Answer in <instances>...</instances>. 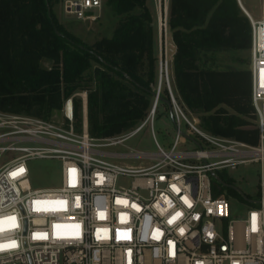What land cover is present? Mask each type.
Here are the masks:
<instances>
[{
  "label": "built area",
  "instance_id": "obj_1",
  "mask_svg": "<svg viewBox=\"0 0 264 264\" xmlns=\"http://www.w3.org/2000/svg\"><path fill=\"white\" fill-rule=\"evenodd\" d=\"M261 1L257 17L243 0H237L251 23L249 70L259 134L256 144L217 135L190 120L169 79L177 124L171 147L166 149L156 140V152L118 155L149 158L152 162L147 166L121 164L100 147L122 142L146 124L152 125L157 102L136 127L101 143L90 137L84 93L69 96L64 107L65 117L72 120L74 96L82 95V134L75 133L73 125L65 128L48 118L0 110V155L10 150L19 153L0 163V245L4 246L0 264H264ZM104 2L62 0V5L77 19H95ZM153 2L160 23L167 28L171 0ZM69 102L71 114L66 110ZM181 119L200 138L194 149L178 148ZM34 157L61 160L60 186L31 185L28 161ZM250 163L258 164L257 198L218 174L221 169ZM229 189L239 190L246 199L242 218L230 214Z\"/></svg>",
  "mask_w": 264,
  "mask_h": 264
},
{
  "label": "trees",
  "instance_id": "obj_2",
  "mask_svg": "<svg viewBox=\"0 0 264 264\" xmlns=\"http://www.w3.org/2000/svg\"><path fill=\"white\" fill-rule=\"evenodd\" d=\"M58 1L0 0V110L48 118L69 96L87 88L83 80H94L98 94L88 99L90 133L104 137L138 124L158 80L148 0H105L118 25L112 36L92 46L60 22L53 7ZM168 25L177 46L173 91L187 107L202 113L206 130L256 144L249 68L214 65L220 51L250 55L251 23L237 0H171ZM43 59L53 64L44 67ZM92 60L101 65L85 78ZM166 99L167 88L157 106L168 105ZM80 108L79 102V121Z\"/></svg>",
  "mask_w": 264,
  "mask_h": 264
},
{
  "label": "rangeland",
  "instance_id": "obj_3",
  "mask_svg": "<svg viewBox=\"0 0 264 264\" xmlns=\"http://www.w3.org/2000/svg\"><path fill=\"white\" fill-rule=\"evenodd\" d=\"M245 6L255 15L260 16L262 12V1L261 0H243ZM148 6L150 7L153 19H154V29H155V53L158 56L157 60V83L152 84L153 92H156L160 89V94H165V88H167L169 97L170 91L168 87V79L173 80L174 72H173V60L174 54L176 52L177 46L175 45L172 37V31L167 25V28L164 24H161L158 18V11L153 2V0H148ZM54 11L60 20V22L64 25V27L73 35L78 37L87 45H91L95 43L97 40H100L103 37H110L113 35L115 27L118 25V17L112 13L110 9H108L105 5L101 10V13L95 19H77L74 15L68 14L64 11L62 0H59L54 4ZM245 60L247 62L245 63ZM250 63V55L245 52L234 51V50H224L216 53V59L214 61V65L219 69H239V68H249ZM53 64L52 60L43 59L42 65L44 67H49ZM96 65H101L97 61L92 60V66L88 69L84 77L88 78L91 74V71ZM162 74V75H161ZM161 80V83L159 82ZM83 84L87 86V88L79 91L81 94L84 93L87 99V118H88V126H89V108H88V99L90 94H98V89L96 82L94 80L82 81ZM172 86V84H171ZM174 92V91H173ZM177 96V93L174 92ZM177 100L180 103L181 107L185 111L187 117L198 123L201 127L202 113H198L189 107L177 96ZM74 113L73 119L70 120L65 117L64 107L61 109H53L51 115L48 117L49 120L54 121L58 124H62L65 128H71L73 125L74 132L77 134H82L83 125H84V102L83 97L80 94H76L74 96ZM150 105L146 111V117L151 113L154 102L156 101V97L153 93L150 100ZM80 102L81 108V120L79 121V117L75 116V109ZM157 111L155 112V119L153 124H146L141 130L137 133L125 138L122 142L116 144H110L106 146H101L100 148L107 151L119 152V153H127L134 150L140 151H148V152H156L157 144L156 140H158L162 146L166 149H169L174 141L176 132H177V124L174 122L170 112L169 106L165 102L159 103L157 106ZM230 112H234L233 109L229 108ZM42 117V116H40ZM144 119H142L139 123H141ZM255 124V119L253 120ZM138 123V124H139ZM138 124L133 127L123 130L122 132L107 135L104 137H95L90 131V137H92L96 142H105L109 138H113L116 136H120L127 131L133 129ZM204 128V127H203ZM179 129L182 131V137L178 148L181 149H194L196 148V142L192 139L185 138L183 133H187L194 137L195 139H200L194 132L191 131L188 124L181 119ZM205 129V128H204ZM19 153L17 151H7L0 155V163L10 160L15 157ZM111 159L124 164L126 166H138L143 165L147 166L152 162L149 158H141V157H132V156H113ZM28 165L30 168L29 181L31 185L35 188L37 187H57L62 183V175H61V160L58 158H42V157H34L28 161ZM221 179L225 180L236 186L239 190H242L245 193H249L252 197L257 198L258 191V164L250 163V164H240L237 168H225L218 171ZM237 189H229V201H230V214L232 217L242 218L244 216V202H246L245 197L240 193Z\"/></svg>",
  "mask_w": 264,
  "mask_h": 264
},
{
  "label": "water",
  "instance_id": "obj_4",
  "mask_svg": "<svg viewBox=\"0 0 264 264\" xmlns=\"http://www.w3.org/2000/svg\"><path fill=\"white\" fill-rule=\"evenodd\" d=\"M160 83H161V80L159 81ZM154 93V95H155V97H156V101H155V103L158 101V99L160 98V96H159V93L156 91V92H153ZM166 102L168 103V106H169V112H170V114H171V116H172V118H173V120H174V122L176 121V119H175V116H174V112H173V106H172V103H171V100H169V99H166ZM184 135L187 137V138H189V139H192V140H194L197 144H199V142L194 138V137H192L191 135H189V134H187V133H184Z\"/></svg>",
  "mask_w": 264,
  "mask_h": 264
},
{
  "label": "snow or ice",
  "instance_id": "obj_5",
  "mask_svg": "<svg viewBox=\"0 0 264 264\" xmlns=\"http://www.w3.org/2000/svg\"><path fill=\"white\" fill-rule=\"evenodd\" d=\"M23 171H24V169H20V172H23ZM12 175L15 176L16 173H12ZM179 215H180V213H177V216H179ZM8 219H14V217H9ZM173 219H174V218H173ZM171 222H172V221L170 220L169 223H171ZM12 246L14 247L15 244L13 243ZM3 247H4V246L0 245V250H2Z\"/></svg>",
  "mask_w": 264,
  "mask_h": 264
},
{
  "label": "bare ground",
  "instance_id": "obj_6",
  "mask_svg": "<svg viewBox=\"0 0 264 264\" xmlns=\"http://www.w3.org/2000/svg\"><path fill=\"white\" fill-rule=\"evenodd\" d=\"M154 104H155V102H154ZM66 110H67L68 114H71V112H72V104H71V102H69V103L67 104V108H66Z\"/></svg>",
  "mask_w": 264,
  "mask_h": 264
},
{
  "label": "crops",
  "instance_id": "obj_7",
  "mask_svg": "<svg viewBox=\"0 0 264 264\" xmlns=\"http://www.w3.org/2000/svg\"><path fill=\"white\" fill-rule=\"evenodd\" d=\"M105 151H107V150H105ZM107 152H108L107 155H110L111 157L118 156L120 154L119 152H112V151H107Z\"/></svg>",
  "mask_w": 264,
  "mask_h": 264
}]
</instances>
